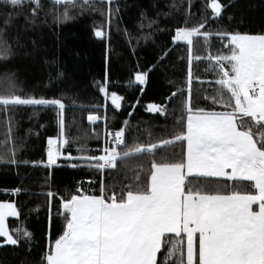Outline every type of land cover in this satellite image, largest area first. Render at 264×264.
Here are the masks:
<instances>
[{
  "label": "snow or ice",
  "instance_id": "6c2138e0",
  "mask_svg": "<svg viewBox=\"0 0 264 264\" xmlns=\"http://www.w3.org/2000/svg\"><path fill=\"white\" fill-rule=\"evenodd\" d=\"M53 2L75 6L77 0ZM88 2L81 0V6H86ZM107 2L111 5L112 0ZM3 4L12 8L11 12L0 13V23L4 25L0 27V60H8L14 55L8 31L13 16L24 14L25 4L32 5L26 23H34L42 5L41 0H3ZM191 6L189 0V9ZM227 6L221 0H211L209 7L212 18H220ZM111 12L109 7V24ZM70 18L67 8L56 16L57 20ZM154 23L150 20L149 27ZM208 23L210 20L206 17L195 26H178L171 37L174 43L187 41L189 53V95L181 105L179 130L169 134L168 138L160 137L154 142L134 141L129 144L126 139L128 121L125 120L124 126L119 129L106 128L105 146L96 149L98 155H88L90 149L81 146L78 151L82 155L76 159L84 164L72 165L92 167L103 173L116 170L121 161L149 156L148 175H142L143 163L138 162L128 169L131 173L126 175L129 183L124 185L119 182V192L115 190L116 183L109 190L105 179H99V195H89L84 191L79 194L70 192L68 196L60 197L55 212L54 199L57 194L47 191L48 245L39 264H264V32L251 34L220 30L212 33L205 30ZM94 33L97 37L105 35L102 27H95ZM194 35L202 36L205 40L215 35L222 43L216 54L206 57L218 85L214 94L207 97L211 107L192 105L191 86L194 79H200L194 76L192 61L194 58L202 59L192 55ZM16 39L19 41L21 37L17 35ZM155 67L152 65V70ZM149 74L148 71L138 70L128 83L143 85ZM0 81L8 89L0 92V109L9 116V133L13 107H57L59 131L57 137L47 139L46 162L48 167L55 165L57 157L64 155L61 147L68 143L63 101L17 94L12 73L0 77ZM207 83L211 84L212 81ZM110 87V79L106 75L99 90L119 111L125 97L117 91H110ZM178 94L179 91L172 92L169 101ZM138 104L139 98L130 107L134 109ZM217 106H222L223 110ZM146 108L153 113L166 114L164 104L150 102ZM88 119L95 122L99 117L90 113ZM8 139L13 144L9 153L11 158L0 156V162L17 166L28 163L16 159L18 148L15 138L9 134ZM177 142L185 144L183 157L179 161L167 154L157 159L158 150ZM67 158L73 159L72 153H68ZM32 163L35 166L36 162ZM193 177L227 178L234 182L246 180L251 182L252 190L242 192L235 189L222 193L194 189L188 186ZM142 179L146 182L141 183ZM12 191L19 193L24 190L16 188ZM254 205L257 206L255 209ZM36 210L39 211V206ZM57 215L63 217L64 223L62 231L53 240L52 228ZM9 216H20L17 203L0 201V247L19 246L21 237L30 241L33 234L27 227L8 228L6 218ZM166 234H175L178 239H165ZM162 248H167V251L160 260L158 253Z\"/></svg>",
  "mask_w": 264,
  "mask_h": 264
},
{
  "label": "trees",
  "instance_id": "16d2710c",
  "mask_svg": "<svg viewBox=\"0 0 264 264\" xmlns=\"http://www.w3.org/2000/svg\"><path fill=\"white\" fill-rule=\"evenodd\" d=\"M210 2L191 0L192 6L189 9V0H112L111 5L107 0H89L83 7L81 0H77L75 6L71 3L57 5L53 0H41L42 8L34 23H26L32 5L25 4L24 14L13 16L8 31L14 55L8 60H0V77L7 73L14 74L16 92L22 96L61 99L65 105V134L68 143L60 149L64 155L57 157L56 164L48 167L47 139L50 136L57 137L59 131L57 107H13L11 133L9 116L0 109V156L11 158L9 153L13 144L8 139L11 134L18 148L16 159L28 161L18 166L0 162V201L16 202L20 211L19 217L8 218V228L15 230L22 225L33 234L30 241L21 237L19 246L0 247V264H39L48 245L47 191L57 194L54 199L55 212L60 197L68 196L70 192L79 194L84 191L89 195H99V179H105L109 190L116 183L115 190L119 192V182L124 185L129 183L126 175L131 173L128 169L138 162L143 163L142 175H148L149 156L121 161L116 170L103 173L92 167L72 165L84 164L76 159L82 155L78 151L81 146L90 149L88 155H98L96 149H102L105 127L119 129L124 126L125 120L128 121L126 139L129 144L134 141L154 142L160 137L168 138L169 134L179 130L181 105L189 95V53L187 41L174 43L171 40L176 27L185 24L195 26L207 17L210 23L205 30L212 33L220 30L251 34L264 32V0H221L228 6L218 19L212 18ZM109 7L112 9L110 24L107 15ZM65 8L69 10L71 18L57 20L56 16L61 15ZM11 11V6L5 7L3 0H0V13ZM150 20L155 21L151 28ZM0 27L4 25L0 23ZM95 27H102L105 35L97 37ZM17 35L21 37L19 41ZM221 47L222 43L215 35L207 40L202 36L193 37L192 55L202 57L192 61L194 76L200 77L199 80L194 79L191 86L193 107L212 106L207 97L214 94L218 85L215 84V75L209 70L206 57L216 54ZM152 65H156L154 70ZM138 70L150 73L146 83L129 85L128 81L134 79V73ZM106 75L110 79V91H117L125 97L119 111L99 90ZM209 80L211 84L207 83ZM7 90V85L0 81V92ZM177 91L180 94L169 101L170 94ZM137 98L139 104L133 109L130 105H135ZM150 102L164 104L166 114L147 110L146 105ZM217 108L223 110L222 106ZM90 113L99 119L90 122ZM184 149L185 144L177 142L158 150L156 157L159 159L167 154L171 159L179 161ZM68 153H72L73 159L67 158ZM32 162H36L35 166ZM145 182L142 179L141 183ZM188 186L222 193L235 189L242 192L252 190L249 181L234 182L224 178L193 177ZM16 188L24 191L15 193L12 190ZM38 206L39 211L36 210ZM63 223L62 216H55L53 240L62 231ZM165 239L178 238L175 234H166ZM166 251L167 248H162L158 259L163 260Z\"/></svg>",
  "mask_w": 264,
  "mask_h": 264
},
{
  "label": "crops",
  "instance_id": "0c3cea01",
  "mask_svg": "<svg viewBox=\"0 0 264 264\" xmlns=\"http://www.w3.org/2000/svg\"><path fill=\"white\" fill-rule=\"evenodd\" d=\"M208 178H214V177H208ZM224 179H227V178H224ZM254 209L257 207L256 205L253 206ZM186 239V238H185ZM185 253H186V243H185Z\"/></svg>",
  "mask_w": 264,
  "mask_h": 264
},
{
  "label": "rangeland",
  "instance_id": "374dc122",
  "mask_svg": "<svg viewBox=\"0 0 264 264\" xmlns=\"http://www.w3.org/2000/svg\"><path fill=\"white\" fill-rule=\"evenodd\" d=\"M211 3V2H210ZM210 5V4H209ZM107 127H105V129H106ZM104 131V130H103ZM8 218H12L11 216H9V217H7L6 218V224H7V226H8Z\"/></svg>",
  "mask_w": 264,
  "mask_h": 264
},
{
  "label": "built area",
  "instance_id": "2783aa9c",
  "mask_svg": "<svg viewBox=\"0 0 264 264\" xmlns=\"http://www.w3.org/2000/svg\"><path fill=\"white\" fill-rule=\"evenodd\" d=\"M110 130H116V129L115 128H110ZM104 146H105V133H104Z\"/></svg>",
  "mask_w": 264,
  "mask_h": 264
},
{
  "label": "bare ground",
  "instance_id": "6f19581e",
  "mask_svg": "<svg viewBox=\"0 0 264 264\" xmlns=\"http://www.w3.org/2000/svg\"><path fill=\"white\" fill-rule=\"evenodd\" d=\"M110 129V128H109Z\"/></svg>",
  "mask_w": 264,
  "mask_h": 264
}]
</instances>
